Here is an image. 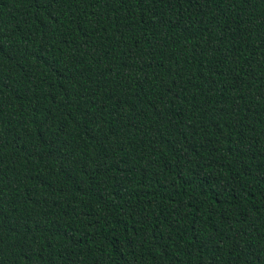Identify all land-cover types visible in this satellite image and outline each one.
I'll list each match as a JSON object with an SVG mask.
<instances>
[{"label":"trees","instance_id":"1","mask_svg":"<svg viewBox=\"0 0 264 264\" xmlns=\"http://www.w3.org/2000/svg\"><path fill=\"white\" fill-rule=\"evenodd\" d=\"M0 264H264V0H0Z\"/></svg>","mask_w":264,"mask_h":264}]
</instances>
